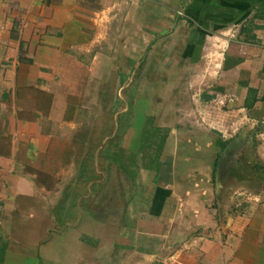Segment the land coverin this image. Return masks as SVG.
Listing matches in <instances>:
<instances>
[{
  "label": "crops",
  "instance_id": "1",
  "mask_svg": "<svg viewBox=\"0 0 264 264\" xmlns=\"http://www.w3.org/2000/svg\"><path fill=\"white\" fill-rule=\"evenodd\" d=\"M145 60L190 79L202 115L172 107L178 130L159 140L147 206L119 232L80 233L113 224L91 213L46 218L41 264H264V0H0V264H34L12 233L52 208L42 168L88 112L92 82L127 95L130 78L146 79ZM242 125L227 138L208 129ZM50 223L72 225L73 242L52 241Z\"/></svg>",
  "mask_w": 264,
  "mask_h": 264
},
{
  "label": "rangeland",
  "instance_id": "2",
  "mask_svg": "<svg viewBox=\"0 0 264 264\" xmlns=\"http://www.w3.org/2000/svg\"><path fill=\"white\" fill-rule=\"evenodd\" d=\"M174 9L184 11L178 7ZM177 12L176 16L180 18ZM162 54L168 56L167 46ZM145 61L146 79L141 80L140 76L139 79L136 76L130 78L127 95L117 92L116 82H92L97 95L87 97L90 103L86 102L84 106L88 112L80 113L76 126L65 130L60 137L61 144L56 146L50 158V166L42 168L40 180L54 189L52 198L47 201L52 208L46 210L38 206L34 212L26 214L32 224L21 225L12 233L15 248L21 251L32 249L34 264H41V243L47 240V226L42 223L46 218L50 222L64 218L69 222L80 216L79 212L95 214L101 222L105 217H111L112 225H81L80 233L94 232L99 236L108 228L117 233L125 227L120 224L121 220L133 218L135 213L146 208L149 201L150 187L160 169V154L167 147L159 140L171 137L173 129L178 130L172 107L191 104L195 110V123L202 115L196 112V93L192 91L190 79L183 80L179 76L170 80L166 71L168 65ZM140 90L144 92L143 96H137ZM200 96L198 91L197 99ZM137 100L142 101L138 106ZM212 103L216 106L215 102ZM243 126L234 132L215 127L208 129L227 138L229 134L233 137L246 131ZM225 168L231 169L232 162H227ZM257 171L264 184V165H258ZM88 186H91L90 193L85 191ZM48 228L49 237L54 242L65 237L71 243L76 236L72 225L50 223Z\"/></svg>",
  "mask_w": 264,
  "mask_h": 264
},
{
  "label": "built area",
  "instance_id": "3",
  "mask_svg": "<svg viewBox=\"0 0 264 264\" xmlns=\"http://www.w3.org/2000/svg\"><path fill=\"white\" fill-rule=\"evenodd\" d=\"M177 14L180 18H183L185 15L184 11H178Z\"/></svg>",
  "mask_w": 264,
  "mask_h": 264
}]
</instances>
